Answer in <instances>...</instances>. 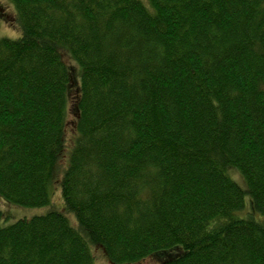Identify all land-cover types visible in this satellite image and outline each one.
I'll list each match as a JSON object with an SVG mask.
<instances>
[{
  "label": "trees",
  "instance_id": "obj_1",
  "mask_svg": "<svg viewBox=\"0 0 264 264\" xmlns=\"http://www.w3.org/2000/svg\"><path fill=\"white\" fill-rule=\"evenodd\" d=\"M7 2L0 264H264V0Z\"/></svg>",
  "mask_w": 264,
  "mask_h": 264
},
{
  "label": "rangeland",
  "instance_id": "obj_2",
  "mask_svg": "<svg viewBox=\"0 0 264 264\" xmlns=\"http://www.w3.org/2000/svg\"><path fill=\"white\" fill-rule=\"evenodd\" d=\"M8 1V0H7ZM6 0H0V5L3 4V6L6 8L4 15L0 14V40L2 38H9V39H15L20 36L17 23L15 21V14L13 11V7L9 5V3ZM63 61L69 71L70 79H69V86L67 89V96H68V112H67V122H66V135L67 139L74 133L75 131V123H76V100L78 99V89H79V76L80 73L78 71V68L75 63L71 60V58L67 55V53H63ZM66 153H63L62 157L60 158V171L61 168L65 166L66 164ZM61 173V172H60ZM233 178L240 184H243L242 178L240 175L232 174ZM58 185L55 184L53 187V193H52V208L63 210V205L61 202V194L60 190L57 189ZM249 198H246V207L248 206ZM48 207H42V209H26L22 207H15L12 205H8L6 202L0 199V212L3 215L4 218H7L6 223L3 221V224L8 226L11 223H14L16 221H19L21 219L30 220L34 216H43L48 212ZM69 219L72 222V225H74V221L71 217V215H67ZM74 218V215H72ZM67 217V218H68ZM75 219V218H74ZM92 255L95 258V264H112L108 258L105 257V254L103 251L98 247L92 248ZM159 262V257L155 256L152 258L144 259L142 262L139 263H133V264H155Z\"/></svg>",
  "mask_w": 264,
  "mask_h": 264
}]
</instances>
